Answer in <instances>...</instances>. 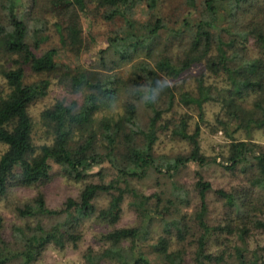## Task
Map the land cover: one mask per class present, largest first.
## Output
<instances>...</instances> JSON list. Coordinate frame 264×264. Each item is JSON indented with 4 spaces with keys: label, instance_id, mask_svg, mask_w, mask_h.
<instances>
[{
    "label": "trees",
    "instance_id": "trees-1",
    "mask_svg": "<svg viewBox=\"0 0 264 264\" xmlns=\"http://www.w3.org/2000/svg\"><path fill=\"white\" fill-rule=\"evenodd\" d=\"M49 2L51 16L59 20L53 26L61 50L70 55V62L60 61L56 49L36 54L48 40L47 22L30 16L38 0H0V144L6 147L0 156V200L9 188L45 183L54 167L70 182L96 179L97 183L85 185L78 199L68 198L56 210L47 206L42 194L17 207L16 215L25 223L12 226L9 239L3 236L0 217V264H35L48 247L63 250L71 244L75 248L80 240L76 229L96 212L90 197L93 191L109 197L107 207L97 215L101 221L116 225L129 197L128 205L141 223L103 235L104 247L100 251L87 249L84 264H185V251L170 250V243L175 239L181 244L192 230L187 213L182 211L190 206L189 191L171 182L170 197L165 200L171 217H159L162 232L151 243L150 224L157 218L151 215L161 206L162 195H145L131 181L143 180L151 172L173 179L186 168L202 170L209 164L233 173L249 172L250 176L246 192L215 191L236 223L213 226L207 221V195L212 187L196 170L198 209L190 218L197 233L193 261L264 264L256 250L251 252L250 261L246 257L247 235L253 230L264 233L260 217L264 213V148L251 139L254 132L264 129V6L258 0H202L200 18L195 19V2L187 0L190 11L177 29H170L156 13L161 0H69L64 10L57 9V0ZM91 12L106 22L120 23L119 30L106 37L96 54L87 47L89 41L87 44L81 28V21H88ZM163 35L177 37L179 46L182 37L188 36L187 45L182 46L171 67L173 76L203 64L210 74L223 78L224 87L207 85L199 77L194 91H176L160 82L145 61L133 63L141 52L150 57ZM251 44L258 52L254 57L248 55ZM89 53L103 66L107 55L117 59L110 57V70L97 71L80 62L79 58ZM128 63L131 67L125 77L117 70ZM25 68L37 75L54 74L67 92L82 95L80 103L59 100L41 113L51 139L40 146L33 144L34 126L28 108L47 95L50 82L25 83ZM120 100V112L96 117ZM208 103L219 105L211 132H220L229 141L222 163L207 158L200 147ZM175 104L196 110L192 130L188 115L166 119ZM143 110L145 122L140 117ZM240 132L245 140L236 139ZM161 136L184 143L188 151L175 156L156 154ZM152 200L156 209L150 207ZM48 219L56 221L49 225L45 223ZM222 234L237 237L231 253H210V245ZM260 251L264 252V246Z\"/></svg>",
    "mask_w": 264,
    "mask_h": 264
},
{
    "label": "rangeland",
    "instance_id": "rangeland-1",
    "mask_svg": "<svg viewBox=\"0 0 264 264\" xmlns=\"http://www.w3.org/2000/svg\"><path fill=\"white\" fill-rule=\"evenodd\" d=\"M49 1L38 0L37 6L33 8L30 14L32 18L40 17L43 21L47 22L45 35L48 36V40L38 51H36V54L41 55L50 49H56L60 51L58 55L60 61L70 62V55L63 53L64 51L61 50L59 36L53 26V24L59 20L51 16V5ZM258 1L260 6H264V0ZM194 2L195 8L193 10H195V12H193V17L198 19L200 18V12L202 11V0H194ZM68 3L69 0H57V9H66ZM189 11L190 6L187 0H161L156 13L166 22L170 29H177L178 24L184 17H186ZM119 25L120 23L118 21L114 23L106 22L93 12H91L90 19L88 21L82 20V36L87 44L89 41V45H87V47H90V51L93 52V54L99 52L104 46L102 43L105 42L104 40L106 37L119 30ZM86 38H93L95 41L87 40ZM187 43V35L182 37L180 46L178 44L177 37L167 39V37L163 35L157 40V45H154V50L150 57H146V52H141L134 57L133 63H136L137 61H145L148 64L149 70L157 75L160 82L168 84L176 91H194L196 87V80L199 77H202L207 85L222 89L225 85L223 78L210 74L203 64L193 66L191 69L182 73L178 77L173 76L175 73L172 72L171 67L177 61V56L180 54V50L185 47ZM254 46L255 45L253 44L248 46V55L251 57H254L258 54L257 49ZM93 49L94 51H92ZM93 54L89 53L79 59L83 65L92 67L97 71L110 70L112 67L110 63L111 58L113 60L117 59V56L113 57L112 55H107L105 57L107 62L106 66H103L100 64V62H98ZM130 67V63L124 64V66H122L120 70L117 71H119L121 75H125V77H127ZM141 77L149 84L150 81L146 75ZM41 79H48L50 82L47 95L43 99L31 104L28 108V113L33 121L34 126L33 144L35 146L48 143L51 139V135L47 133V129L42 125L40 118V115L44 110L51 107L56 101L59 100H66L67 102L76 100L79 103L82 100V95H73L67 92L63 87L59 86L57 83V77L54 74L37 75L32 73L28 68H25V83H32ZM121 110L122 101L120 100L115 105L111 106L110 109H104L103 111L99 112L96 117L99 119L104 114L120 112ZM204 111L207 124L202 126V133L200 136V147L202 153L207 158H216L217 162L222 163L223 159L226 157V150L229 141L223 136L222 133L218 132L214 134L211 132V128L214 126V117L219 111V105L215 103H208L204 106ZM183 114L191 117L189 129L192 130L193 125L197 120V112L194 107H184L182 105L175 104L171 112L166 115V119L170 117L178 118ZM140 117L142 122L146 121L145 110L140 111ZM236 139L245 140L244 133L240 132L236 134ZM251 139L253 143L264 148V129L254 132ZM5 150L6 147L0 144V156L5 152ZM187 151V146L184 143L171 140L170 138L164 136L160 137L155 146V153L158 155L164 154L175 156L177 154H184ZM196 170L202 174L204 180L209 182L212 187L211 191L207 195L208 223L213 226L235 225L236 221L233 217V214L230 213V211L225 206L224 201L217 196L215 191L223 190L225 192H243L241 190H245L244 192H246V189L244 188L248 186L247 181L250 176L249 172L244 174L240 173V171H236L233 173L217 164H209L202 170L195 169L194 167L186 168L173 179H169L165 175L151 172L143 180L131 181V185L145 195H152L154 193H161L162 195L161 206L157 209L156 214L152 212L153 214L151 215V217H157L150 224L151 234L149 238L151 239V243L155 242L162 232V226L160 224L159 217H164L166 219L171 217V211L167 208V204L165 203V200L170 197L169 190L171 182L175 181L189 191L191 198L190 206L188 208H184L182 211L187 213L189 217L188 223L192 227V230H190V233L186 235L184 242L181 244H178L175 239H172L170 243V250L173 251L176 249H182L185 251V264H195L193 257L196 247L195 238L197 237V233L194 229L193 221L190 218L198 209V198L196 192L194 191ZM95 183H97L96 179H89L85 183L70 182L61 175L58 168L54 167L48 181L41 185L9 188L6 196L0 200V217L2 218L3 223V236L6 239H9L12 226L24 225L25 221L17 217L15 209L30 202L36 195L42 194L45 198L47 206L56 210L61 208L63 203L68 198L78 199L85 185ZM90 197L96 208V212L89 219L83 221V223L76 229L77 233L80 234V240L77 242L76 247L74 248L71 244H67L63 250H59L54 247H48L35 264H84L83 254L87 249L92 248L95 251H100L104 247V243L102 241L103 235L115 229L132 228L140 225L141 219L128 205L130 202L129 197L125 198L122 204L121 218L114 226L108 225L97 217L99 211L107 207L109 197L106 194L96 191L90 192ZM150 207L152 209H156L155 200L151 201ZM260 217L264 220V213ZM59 220H61V217L58 218V221ZM54 221H56V219H48L45 220V223L50 225L51 223H54ZM30 222L32 224L34 223L33 220ZM227 236L228 235L226 234H222L218 238L217 242H212L208 251L215 255L217 253L219 254L220 252H224L225 256L229 255L231 253L233 242L237 237ZM247 236V260H251V252L254 250H256L258 254L264 258V252L260 251V248L264 246V233L253 230ZM232 260L234 261V259Z\"/></svg>",
    "mask_w": 264,
    "mask_h": 264
}]
</instances>
